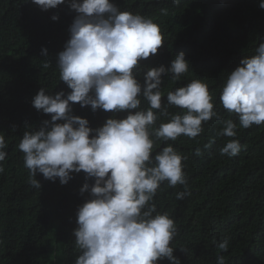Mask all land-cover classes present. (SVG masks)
I'll list each match as a JSON object with an SVG mask.
<instances>
[{
	"label": "trees",
	"instance_id": "16d2710c",
	"mask_svg": "<svg viewBox=\"0 0 264 264\" xmlns=\"http://www.w3.org/2000/svg\"><path fill=\"white\" fill-rule=\"evenodd\" d=\"M264 264V0H0V264Z\"/></svg>",
	"mask_w": 264,
	"mask_h": 264
},
{
	"label": "rangeland",
	"instance_id": "374dc122",
	"mask_svg": "<svg viewBox=\"0 0 264 264\" xmlns=\"http://www.w3.org/2000/svg\"><path fill=\"white\" fill-rule=\"evenodd\" d=\"M48 264H63L62 247L55 241L52 243V254Z\"/></svg>",
	"mask_w": 264,
	"mask_h": 264
}]
</instances>
